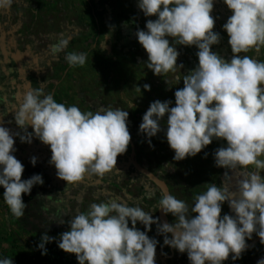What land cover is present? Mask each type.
<instances>
[{
    "label": "clouds",
    "instance_id": "clouds-1",
    "mask_svg": "<svg viewBox=\"0 0 264 264\" xmlns=\"http://www.w3.org/2000/svg\"><path fill=\"white\" fill-rule=\"evenodd\" d=\"M223 2L232 12L223 25L233 53L230 62L212 51V45L221 39L213 31L214 0H138L145 17H157L147 20L146 31L136 32L147 53V69L160 76L178 68L179 52L166 37L175 45L198 49V66L184 75L183 87L174 93L175 106L170 107L171 101L152 102L139 131L151 147V138L162 131L160 122L167 116L165 135L175 161L196 156L213 139L226 141V147L214 152L216 167L254 168L242 173L239 198L216 184H206V191L193 197L191 208L174 195H163L159 209L175 217V222L162 225L139 206L93 203L87 212L67 221L69 230L57 241L59 249L74 254L78 264H155L158 242L147 235L153 224H158L157 233L164 236V245L186 252L190 264H224L230 254L233 260L239 259L253 233L264 244V159L260 158L264 156V62L240 55L252 49L259 53L264 47V0ZM11 4L12 0H0V9L7 10ZM68 44V39H59L51 45L50 53L56 56ZM65 60L70 67L83 66L87 55L71 52ZM143 88L151 90L148 84ZM128 115L123 109L105 107L82 112L75 105L58 103L52 94L45 95L37 88L24 96L15 123L25 130L19 137L21 143L30 144L35 137L50 147V164L68 186L82 181L85 174L102 177L116 168L118 156L127 151L131 141ZM29 125L32 133L26 131ZM14 144L10 131L0 127L3 200L12 215L22 217L26 208L22 196L30 194L35 185H42L43 178L36 174L22 180L24 166L12 155ZM36 162L33 157L32 165ZM225 202L234 216H221ZM137 222L145 231L136 228ZM52 240L46 233L42 235L38 245L42 255ZM0 264L13 262L5 258ZM258 264H264V259Z\"/></svg>",
    "mask_w": 264,
    "mask_h": 264
},
{
    "label": "rangeland",
    "instance_id": "rangeland-1",
    "mask_svg": "<svg viewBox=\"0 0 264 264\" xmlns=\"http://www.w3.org/2000/svg\"><path fill=\"white\" fill-rule=\"evenodd\" d=\"M89 1L97 28L82 0H12L10 8L0 9L5 43L1 48L4 54L0 58V69L6 73L4 79L15 80L12 86L16 88L18 102L17 105L5 103L7 111L0 107V127L13 135L15 151L12 155L24 166L22 180L36 174L43 178L42 185H35L30 194L22 196L26 205L22 217L11 214L3 200L4 189L0 187V259H11L13 264H78L74 254L59 249L57 241L63 232L69 230L67 221L74 215L87 212L93 203L113 201L139 206L157 219L159 201L164 195L160 186L165 187L168 194L185 201L189 208L194 204L193 197L207 189L203 185L207 181L203 178L209 175L208 166L201 164L200 159L203 160L204 154H210L214 143L194 157L175 161V153L165 135L167 116L160 122L162 131L151 138V147L147 137L139 131L143 115L152 102L171 101L170 107L175 106L174 93L183 87L184 75L198 66V49L175 45L171 37H166L179 52L178 68L156 76L145 67L147 53L139 44L136 32L138 29L146 31L147 20L157 17H145L138 8V0ZM211 15L215 20L213 31L221 37L218 44L212 45V51L230 62L233 53L223 25L232 12L223 0H214ZM59 39H68V47L53 56L50 47ZM71 52L85 53L86 63L70 67L65 55ZM240 55L264 62V47L259 53L252 49ZM15 63L17 67L20 65L17 70L14 69ZM181 64L182 68L179 67ZM9 84L6 82V86ZM145 84L150 85V91L144 90ZM37 88H42L45 95L52 94L58 103L66 107L75 105L82 112H94L101 107L129 112L127 127L131 141L127 151L118 156L117 169L113 168L102 177L85 174L82 181L67 186L65 181L58 179L54 165L50 164L52 153L49 146L35 137L30 144L21 143L19 137L25 135V130L15 123V114L24 96ZM28 129H32L30 125L26 131L33 132ZM213 142L218 143L215 139ZM33 157L37 161L35 166L31 163ZM260 158L264 159V156ZM131 162L153 174L160 184L136 171ZM210 167V170L217 168L215 165ZM238 170L239 174L244 171ZM253 170L249 167L246 172ZM222 172L230 171L216 169L213 175L217 179H213V184L221 186L219 175ZM261 175L264 176V170ZM186 193L193 194V197L184 196ZM163 220L171 224L175 217L164 214ZM136 228L145 231L139 222ZM157 228L158 224H153L147 232L150 239L158 242L155 264H190L186 252L180 253L164 245V236L157 233ZM45 233L53 240L45 245L46 254L42 255L38 245ZM257 237L252 235L250 240L246 239L247 255L241 264H258L263 259L256 253L261 243ZM228 262L224 261V264Z\"/></svg>",
    "mask_w": 264,
    "mask_h": 264
},
{
    "label": "crops",
    "instance_id": "crops-1",
    "mask_svg": "<svg viewBox=\"0 0 264 264\" xmlns=\"http://www.w3.org/2000/svg\"><path fill=\"white\" fill-rule=\"evenodd\" d=\"M2 36H3V33H2ZM19 65V64H18ZM19 67H20V65H19ZM5 76H6V73L4 74ZM18 75V74H17ZM8 79H10V78H8ZM13 83L15 82V80L14 81H12ZM213 141H214V139H213ZM212 141V143H214V145H213V147H212V149H211V152H210V154H208V153H206V154H204V158H203V160H201L200 159V161H201V164H203L205 167L206 166H208V168L206 167V169H207V174H209L208 175V177H207V175H205V178H203L204 180L203 181H207V182H205L206 184H213V182H214V180H216V179H214L215 177H214V172H216V169L218 170V167L216 168V169H211L210 170V166H214L215 165V160H214V152L218 149V148H220V147H222V146H224V147H226L227 145H226V141H223V140H218V139H215V141H217L218 143L217 144H215V142H213ZM209 146V145H208ZM208 146H206V147H208ZM208 150H210V148H208ZM238 169V168H237ZM240 169V168H239ZM206 171V170H205ZM211 171H213V172H211ZM210 172V173H209ZM246 172V170H244L242 173H245ZM242 173L240 172V174H238V176L237 177H239V179L236 177V179H238V180H236L237 182L235 183V184H232V185H230V184H228V179H227V176H225L224 175V173L222 172L221 173V175H219L220 176V180L219 181H221V186H223L224 188H225V190L226 191H228L229 193H234V194H236V198H239V192H238V181L242 178V177H240L241 175H242ZM214 179V180H213ZM225 181H227V182H225ZM203 184L204 185V187H207V185L206 184ZM225 183V184H224ZM185 192V191H184ZM187 194V193H186ZM186 194H184V196H186V197H193V194H190V195H186ZM225 214H227V215H230V216H234V213L232 212V210L229 208V205H228V202H225L223 205H222V212H221V216H223V215H225Z\"/></svg>",
    "mask_w": 264,
    "mask_h": 264
},
{
    "label": "flooded vegetation",
    "instance_id": "flooded-vegetation-1",
    "mask_svg": "<svg viewBox=\"0 0 264 264\" xmlns=\"http://www.w3.org/2000/svg\"><path fill=\"white\" fill-rule=\"evenodd\" d=\"M2 34V33H1ZM3 37V36H2ZM1 35H0V58L2 57V55L4 54L1 50L2 48V45H4L5 43L4 42V37L2 38ZM10 55V54H8ZM3 59V58H2ZM16 64H14V66L16 67ZM4 70H1L0 69V82L4 79L5 75H4ZM3 77V78H2ZM6 82H9L10 84L8 86H6ZM13 89V86H12V82L11 81H2V83H0V107L3 108V111H7L8 109H5V103H13L14 105H17V99H16V94L15 92L16 91H13L12 94H8L6 91H9ZM23 131V130H22ZM28 131H32V129H28ZM25 134V132H24ZM230 172L228 173V184L232 185V184H235L237 181H236V177L238 176L239 174V170L238 169H228ZM224 172V171H223Z\"/></svg>",
    "mask_w": 264,
    "mask_h": 264
},
{
    "label": "trees",
    "instance_id": "trees-1",
    "mask_svg": "<svg viewBox=\"0 0 264 264\" xmlns=\"http://www.w3.org/2000/svg\"><path fill=\"white\" fill-rule=\"evenodd\" d=\"M86 6V8L88 9V11L90 12V14L92 15V18L91 20L94 21V23L96 24L95 25V28H97V22L95 20V13H94V10L93 8L91 7V4H90V1L89 0H82ZM5 28V27H4ZM1 33H3V29H2V25H1V19H0V35ZM19 68V66L15 67L14 66V69L17 70ZM10 76H7V78H9ZM3 78V77H2ZM13 78V77H12ZM6 79H3L2 81H5ZM14 81V79H12ZM2 81L0 83H2ZM13 91H16V88L15 86H13V89H11V91H6L9 95L13 93ZM253 236H257L255 233H253ZM258 248L259 250L256 252L257 255H261L263 256V259H264V244H258ZM245 255H247L246 251H244L241 255V257L239 259H236V260H233L232 259V255L230 254L229 256V259H228V264H241L242 261H244V258H245Z\"/></svg>",
    "mask_w": 264,
    "mask_h": 264
},
{
    "label": "water",
    "instance_id": "water-1",
    "mask_svg": "<svg viewBox=\"0 0 264 264\" xmlns=\"http://www.w3.org/2000/svg\"><path fill=\"white\" fill-rule=\"evenodd\" d=\"M131 164H132L133 168H134L136 171H138V172H140L141 174L147 176L148 178H152V179H154L158 184H160V180H158L153 174H151V173H149V172H147V171L141 169L139 166H137V164H136L135 162H131ZM160 188L163 190L164 195L168 194V192H167V190H166L165 187H161V186H160ZM163 218H164V213H163L162 210H160V209L158 208V212H157V220H158V223H159L160 225H162V224L165 223L164 220H163ZM257 238H258V237H257ZM257 238H256V239H257Z\"/></svg>",
    "mask_w": 264,
    "mask_h": 264
}]
</instances>
